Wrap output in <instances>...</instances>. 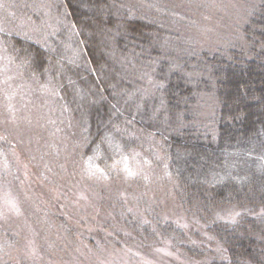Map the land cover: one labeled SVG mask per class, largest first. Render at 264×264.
Returning a JSON list of instances; mask_svg holds the SVG:
<instances>
[{
	"label": "trees",
	"instance_id": "16d2710c",
	"mask_svg": "<svg viewBox=\"0 0 264 264\" xmlns=\"http://www.w3.org/2000/svg\"><path fill=\"white\" fill-rule=\"evenodd\" d=\"M0 41L23 77L55 89L76 158L131 193L144 185L123 177L134 158L165 166L210 236L114 196L89 245L264 264V0H0Z\"/></svg>",
	"mask_w": 264,
	"mask_h": 264
},
{
	"label": "rangeland",
	"instance_id": "374dc122",
	"mask_svg": "<svg viewBox=\"0 0 264 264\" xmlns=\"http://www.w3.org/2000/svg\"><path fill=\"white\" fill-rule=\"evenodd\" d=\"M57 97L51 85L23 77L0 41V259L10 264H200L167 243L149 249L133 243L89 245L85 238H95L114 196L129 208L136 198L143 207L158 203L164 219L190 233L199 231L200 240L210 236L171 196L163 182L170 179L165 166L134 158L123 177L140 178L147 186L131 193L123 180L112 184L95 165L76 158L74 129L61 119Z\"/></svg>",
	"mask_w": 264,
	"mask_h": 264
}]
</instances>
